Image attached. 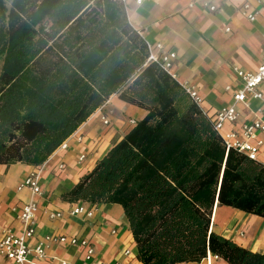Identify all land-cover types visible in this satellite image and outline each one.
I'll use <instances>...</instances> for the list:
<instances>
[{
	"label": "trees",
	"instance_id": "obj_1",
	"mask_svg": "<svg viewBox=\"0 0 264 264\" xmlns=\"http://www.w3.org/2000/svg\"><path fill=\"white\" fill-rule=\"evenodd\" d=\"M118 0H0V165L42 166L111 97L146 112L64 199L123 208L142 264H264L212 230L264 218V165L228 148Z\"/></svg>",
	"mask_w": 264,
	"mask_h": 264
},
{
	"label": "crops",
	"instance_id": "obj_2",
	"mask_svg": "<svg viewBox=\"0 0 264 264\" xmlns=\"http://www.w3.org/2000/svg\"><path fill=\"white\" fill-rule=\"evenodd\" d=\"M246 4L251 7L250 13L259 11L255 21L243 15ZM125 7L131 25L148 45L163 46L156 53L177 55L171 73L183 87L198 92L203 100L202 109L211 116L234 104L233 91L242 87L236 70L256 72L259 68L264 53V0H144L140 6L136 0H129ZM236 110L240 120L235 125L225 124L223 136L240 132L245 122L255 118L264 121L263 102L236 104ZM145 115L144 110L111 97L66 141L67 150L59 148L41 166L42 197H34L29 189H19L36 167L21 163L10 168L0 165V232L9 228L21 233L18 214L26 204L35 201L39 210L34 244L51 235L67 236L88 239L96 250L95 258L86 262L85 248L51 244L46 248V260L32 259L29 264H142L121 206L69 203L64 196ZM103 117L110 121L109 126L104 124ZM260 137L264 142V134ZM258 159L264 165V145ZM78 206L92 209L93 217L72 216L71 211ZM58 212L62 213L61 218H50ZM212 230L253 252H264V218L216 206ZM0 264L10 263L0 259ZM183 264L227 263L210 254L201 263Z\"/></svg>",
	"mask_w": 264,
	"mask_h": 264
},
{
	"label": "built area",
	"instance_id": "obj_3",
	"mask_svg": "<svg viewBox=\"0 0 264 264\" xmlns=\"http://www.w3.org/2000/svg\"><path fill=\"white\" fill-rule=\"evenodd\" d=\"M125 6L129 0H118ZM144 0H136L137 5H141ZM260 3V2H258ZM250 5L246 4L243 8V15L250 21H255L259 15V11L250 13ZM214 9V8H213ZM264 38V35H263ZM149 46L150 58L149 61L160 63L161 66L175 77L171 71L173 63L177 58L174 52L161 53L159 55L155 51H162L164 48L161 44ZM236 74L242 81V87L236 88L233 91L234 104L228 108H224L216 113L213 117L215 122V129L221 134L225 145L228 148H233L245 155L252 161L259 162V153L264 145L261 140V134H264V121L255 118L251 122H245L242 125L240 132H231L226 136L222 135V130L225 124L235 125L240 120V115L236 110V104H244L249 106L251 100L260 101L264 104V91L262 86L264 84V53L261 58L259 68L256 72H246L237 69ZM191 99L202 107L203 100L198 92L192 88L184 87ZM231 88H227L230 91ZM206 112V111H205ZM105 125L109 126L110 121L102 118ZM60 149L67 150L68 143L64 142ZM85 156L81 157V161ZM61 169L64 167L61 166ZM42 167H36L21 183L19 189H29L34 197H42L43 192L40 187V175ZM39 206L35 201L26 204L18 214V220L22 225V232L17 234L13 229L4 228L0 232V259H4L10 264H29L33 260L44 261L48 258L46 248L51 244H66L71 246H81L86 250V262H91L96 255L95 248L90 244L88 239L69 238L67 236L51 235L45 237L44 240H39L37 244L33 241L37 238V214ZM93 210L86 209L84 206H78L71 211L72 216H86L93 217ZM63 215L61 212L50 215V218L57 219ZM215 258H219L215 256ZM67 264V263H63Z\"/></svg>",
	"mask_w": 264,
	"mask_h": 264
},
{
	"label": "rangeland",
	"instance_id": "obj_4",
	"mask_svg": "<svg viewBox=\"0 0 264 264\" xmlns=\"http://www.w3.org/2000/svg\"><path fill=\"white\" fill-rule=\"evenodd\" d=\"M108 103V102H107Z\"/></svg>",
	"mask_w": 264,
	"mask_h": 264
}]
</instances>
